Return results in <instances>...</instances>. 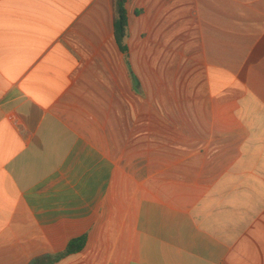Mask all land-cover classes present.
<instances>
[{
    "label": "crops",
    "instance_id": "1",
    "mask_svg": "<svg viewBox=\"0 0 264 264\" xmlns=\"http://www.w3.org/2000/svg\"><path fill=\"white\" fill-rule=\"evenodd\" d=\"M0 0V264H264V0Z\"/></svg>",
    "mask_w": 264,
    "mask_h": 264
},
{
    "label": "trees",
    "instance_id": "2",
    "mask_svg": "<svg viewBox=\"0 0 264 264\" xmlns=\"http://www.w3.org/2000/svg\"><path fill=\"white\" fill-rule=\"evenodd\" d=\"M114 10H115V39L120 50L124 53L127 52L126 40L128 37V13L126 9L127 0H113ZM86 243V237H82L76 240H73L69 243L67 250L56 257H52L51 260L48 261V264L54 263L62 258L67 256L77 254L80 252Z\"/></svg>",
    "mask_w": 264,
    "mask_h": 264
}]
</instances>
